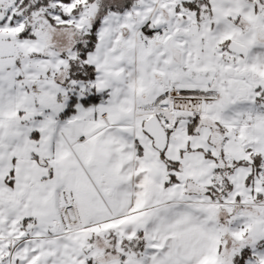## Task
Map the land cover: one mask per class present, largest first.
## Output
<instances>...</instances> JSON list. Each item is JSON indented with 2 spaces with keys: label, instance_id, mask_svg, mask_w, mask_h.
I'll return each mask as SVG.
<instances>
[{
  "label": "snow or ice",
  "instance_id": "snow-or-ice-1",
  "mask_svg": "<svg viewBox=\"0 0 264 264\" xmlns=\"http://www.w3.org/2000/svg\"><path fill=\"white\" fill-rule=\"evenodd\" d=\"M0 264H264V0H0Z\"/></svg>",
  "mask_w": 264,
  "mask_h": 264
}]
</instances>
